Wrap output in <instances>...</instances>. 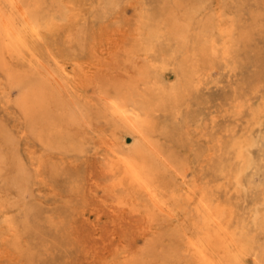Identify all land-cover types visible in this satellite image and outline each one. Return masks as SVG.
<instances>
[{"label":"rangeland","instance_id":"374dc122","mask_svg":"<svg viewBox=\"0 0 264 264\" xmlns=\"http://www.w3.org/2000/svg\"><path fill=\"white\" fill-rule=\"evenodd\" d=\"M0 2L36 33L0 64V264H198L207 232L264 264V0ZM45 75L30 123L9 76Z\"/></svg>","mask_w":264,"mask_h":264},{"label":"bare ground","instance_id":"6f19581e","mask_svg":"<svg viewBox=\"0 0 264 264\" xmlns=\"http://www.w3.org/2000/svg\"><path fill=\"white\" fill-rule=\"evenodd\" d=\"M6 4L11 8H18L17 0H5ZM20 17L24 20L23 25H17L15 17L11 12H7L0 2V64H5L4 55L10 52L12 48L21 47L24 45L26 35H30L31 38L36 35L34 30L29 26L32 24L27 20L26 12L19 10ZM181 33V32H180ZM26 34V35H25ZM182 34V33H181ZM11 79L12 87L17 89L19 98L17 100V106L22 110L24 116L33 123L39 121L41 124L46 125L48 114L44 109V104L51 94L47 91L49 76L45 75L40 78H30L28 76L14 78L9 76ZM113 118L115 120L123 121V125L128 127L132 132L136 134L141 133V122L137 115L128 111L124 106L113 105L112 111ZM122 162L126 168V171L130 175L132 182L143 189L146 196L152 202L157 205L156 193L152 189L147 173L144 171L142 166L130 162L128 159H118ZM215 222L212 219H206L205 225ZM218 240V242H217ZM211 242L215 245L216 243L221 245L228 251V238L226 234L223 238L216 232L215 234H209L208 232L198 242L192 243L191 246L195 252L196 260L198 264H221L219 259L214 258V250L211 247ZM220 247V246H219ZM228 251L227 253H229Z\"/></svg>","mask_w":264,"mask_h":264}]
</instances>
